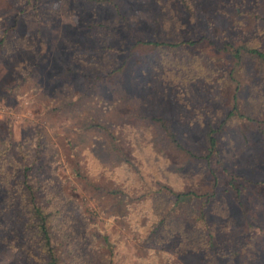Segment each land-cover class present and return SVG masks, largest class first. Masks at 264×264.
Masks as SVG:
<instances>
[{
	"label": "rangeland",
	"instance_id": "rangeland-1",
	"mask_svg": "<svg viewBox=\"0 0 264 264\" xmlns=\"http://www.w3.org/2000/svg\"><path fill=\"white\" fill-rule=\"evenodd\" d=\"M263 43L264 0H0V264H30L24 167L71 264H264V74L230 54ZM210 130L207 162L168 137Z\"/></svg>",
	"mask_w": 264,
	"mask_h": 264
},
{
	"label": "trees",
	"instance_id": "trees-1",
	"mask_svg": "<svg viewBox=\"0 0 264 264\" xmlns=\"http://www.w3.org/2000/svg\"><path fill=\"white\" fill-rule=\"evenodd\" d=\"M198 41H189L183 40L178 41L173 44L169 43H155V42H137L142 45L149 46H166V47H178V46H192L198 44ZM230 54L232 58L235 60V65L238 66L240 61L242 60L243 54H245L249 59L255 61L261 71L264 74V43L260 50L256 48H249L243 45L235 47L234 49H230ZM238 116L242 118L243 116L238 114V112L233 108L229 116ZM155 121L159 122L161 120L155 119ZM246 121L255 124L256 121L252 119H246ZM264 125V123H263ZM258 126V131H260L261 135L264 134L263 129ZM264 128V127H263ZM215 130H210L205 135V143H206V154L203 157L195 156L192 152L187 149L182 148L179 144L173 139L172 135L168 133V137L174 143V145L181 150L184 154H186L191 159H204L206 162L210 157L217 154V144L216 139L212 135L215 133ZM30 168L24 167L22 169L21 179L18 183V187L21 191V199L23 201L24 214L26 217V228L29 232L28 247L26 251V256L28 262L30 264H71L72 257L71 252L65 249L62 245L61 241H58L50 232V214L43 207V202L39 194L38 182L35 178H32L30 175ZM236 193V197L239 196L240 191L238 189L234 190ZM170 192L171 196L175 203L180 202L183 197H185L181 193H173ZM191 198H196L197 195L190 194ZM212 194L204 195L205 201L208 202L212 198ZM202 209L204 207V203L201 205ZM203 212H201V215ZM207 246L208 250L211 254L215 252V246L211 237H207Z\"/></svg>",
	"mask_w": 264,
	"mask_h": 264
}]
</instances>
